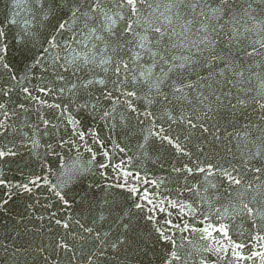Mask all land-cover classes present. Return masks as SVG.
Here are the masks:
<instances>
[{"label":"water","instance_id":"95a60500","mask_svg":"<svg viewBox=\"0 0 264 264\" xmlns=\"http://www.w3.org/2000/svg\"><path fill=\"white\" fill-rule=\"evenodd\" d=\"M122 3L0 0V264H264V0Z\"/></svg>","mask_w":264,"mask_h":264},{"label":"snow or ice","instance_id":"6c2138e0","mask_svg":"<svg viewBox=\"0 0 264 264\" xmlns=\"http://www.w3.org/2000/svg\"><path fill=\"white\" fill-rule=\"evenodd\" d=\"M222 2H224V0H222ZM125 5L127 6H130L131 7V10L133 12V14H135L136 12V0H125V3H122L121 4V7H124ZM75 14V13H74ZM85 15H87V13H85ZM61 27H63V25H61ZM131 26H129V30H130ZM156 31H159V29H156ZM0 36H3V32H0ZM0 59H2V56H0ZM5 67H7V65H4ZM184 65H180V67H183ZM184 87H192L191 84H188V85H185ZM209 87H211V85H209ZM175 92H180L182 93L183 92V87H176L174 89ZM129 95H134V93H128ZM179 98V97H178ZM217 99L219 100L220 97H217ZM202 102V101H201ZM239 103L243 104L244 101H239ZM0 107H3V105H0ZM233 107H235L233 105ZM261 108H264V104H261L260 105ZM188 123L192 126V127H196L197 125L193 124L190 120L188 121ZM6 126L3 124V123H0V129H3L5 128ZM205 131H208V129H205ZM169 143H172L171 140L168 141ZM179 150V149H178ZM6 153L0 151V157L4 156ZM201 171H204V169H201ZM257 172L261 171V169L257 168L256 169ZM209 172H211V169H209ZM223 175L226 176L229 181L231 183H239L240 181L238 179H236V177L232 176L231 172H229L227 169L224 170L223 172ZM0 183H3V181H0ZM25 190L27 191L28 188L27 186H25ZM132 191H135L134 189H132ZM57 195H59V193H57ZM6 203V202H5ZM137 207H141V205L137 204ZM245 208H248V205L245 204L244 205ZM248 214L249 215H252V209H248ZM101 219H103V217H101ZM57 223H60V221H57ZM63 227L67 228L68 227V224H64ZM124 227H128L127 224L124 225ZM216 231H220L222 232L225 236H227V232L225 231L224 227L221 226L220 228L218 229H215ZM86 231H89L91 232L92 229H86ZM157 231H160L159 229H157ZM207 231V230H205ZM160 236L163 240L165 241H170L171 238L170 237H167L164 235V232L163 231H160ZM260 239H264V237H260ZM117 243H123V241H118V242H114L111 246L113 248H116L117 247ZM174 243V242H173ZM61 247H66L65 245H61ZM244 247V245L242 243H238L234 246V248L232 249V252H233V255L238 259V260H243L245 259V257L243 255H241V253L239 251H237L238 249H242ZM261 256L262 259H264V253H260L259 254ZM179 257L176 255L175 252H172L171 253V256H170V259L167 261V264H171V260H176L178 259ZM248 259H251L252 257H247ZM91 264V262H90Z\"/></svg>","mask_w":264,"mask_h":264}]
</instances>
